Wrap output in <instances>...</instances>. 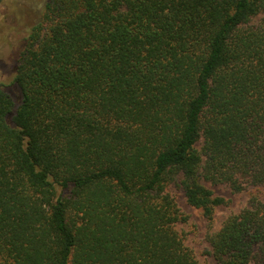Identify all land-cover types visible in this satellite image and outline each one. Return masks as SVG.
<instances>
[{
  "label": "trees",
  "instance_id": "obj_1",
  "mask_svg": "<svg viewBox=\"0 0 264 264\" xmlns=\"http://www.w3.org/2000/svg\"><path fill=\"white\" fill-rule=\"evenodd\" d=\"M13 82L0 264H205L171 186L209 220L210 185L264 187V0H44ZM209 243L264 264V196Z\"/></svg>",
  "mask_w": 264,
  "mask_h": 264
},
{
  "label": "rangeland",
  "instance_id": "obj_2",
  "mask_svg": "<svg viewBox=\"0 0 264 264\" xmlns=\"http://www.w3.org/2000/svg\"><path fill=\"white\" fill-rule=\"evenodd\" d=\"M44 0H1L0 1V83L12 99L19 100V89L13 82L21 53L31 27L38 21ZM20 8V10H19ZM207 185H210L207 182ZM214 193L225 198V203L214 208L209 220L200 208L189 205L177 185L170 188L184 219L175 224L184 243L192 250L200 263L212 264L209 236L218 230L231 214L244 208L251 195L264 196V187L233 191L224 184L210 185Z\"/></svg>",
  "mask_w": 264,
  "mask_h": 264
},
{
  "label": "flooded vegetation",
  "instance_id": "obj_3",
  "mask_svg": "<svg viewBox=\"0 0 264 264\" xmlns=\"http://www.w3.org/2000/svg\"><path fill=\"white\" fill-rule=\"evenodd\" d=\"M1 1V0H0Z\"/></svg>",
  "mask_w": 264,
  "mask_h": 264
}]
</instances>
